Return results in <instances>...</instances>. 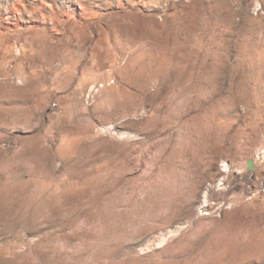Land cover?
Masks as SVG:
<instances>
[{
    "label": "rangeland",
    "instance_id": "374dc122",
    "mask_svg": "<svg viewBox=\"0 0 264 264\" xmlns=\"http://www.w3.org/2000/svg\"><path fill=\"white\" fill-rule=\"evenodd\" d=\"M249 172L264 0H0V264H264Z\"/></svg>",
    "mask_w": 264,
    "mask_h": 264
},
{
    "label": "built area",
    "instance_id": "2783aa9c",
    "mask_svg": "<svg viewBox=\"0 0 264 264\" xmlns=\"http://www.w3.org/2000/svg\"><path fill=\"white\" fill-rule=\"evenodd\" d=\"M104 84L100 83L99 84V88L103 87ZM55 104H53L54 106ZM262 151L260 153H258V157L261 155V157L263 156ZM248 178L252 181L251 183L253 184L252 187H250V191L251 194L254 195L255 193H260V194H264V176L260 177V178H256V176L253 175L252 172L248 173Z\"/></svg>",
    "mask_w": 264,
    "mask_h": 264
}]
</instances>
